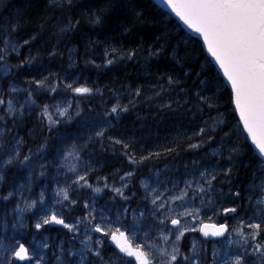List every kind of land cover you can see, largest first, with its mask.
I'll use <instances>...</instances> for the list:
<instances>
[{
	"label": "snow or ice",
	"instance_id": "obj_1",
	"mask_svg": "<svg viewBox=\"0 0 264 264\" xmlns=\"http://www.w3.org/2000/svg\"><path fill=\"white\" fill-rule=\"evenodd\" d=\"M160 2L195 39L145 0H0V264H264V0ZM77 56L143 79L87 86ZM138 105L187 125L145 149Z\"/></svg>",
	"mask_w": 264,
	"mask_h": 264
},
{
	"label": "trees",
	"instance_id": "obj_2",
	"mask_svg": "<svg viewBox=\"0 0 264 264\" xmlns=\"http://www.w3.org/2000/svg\"><path fill=\"white\" fill-rule=\"evenodd\" d=\"M145 2L151 6H154L149 8L150 15L153 13L154 10H157L158 12L164 14L165 19L171 21L170 30L172 31L173 44L181 40V38L186 35H191L193 39L196 38V36L189 33L182 26V24L177 20V18L173 14L169 15L170 11L163 8L155 0H145ZM176 25H181L182 31L176 29ZM147 27L151 29L152 26L149 25ZM123 39L127 41L130 39V37L125 35ZM100 57H102V49L96 48V62L98 64L102 62V59ZM198 60L200 62H203V57H198ZM195 70L199 71L200 69L199 67H197ZM142 79L143 73L140 65L133 62H129L127 64H117L101 69L96 68V81L101 87H103L105 84H109L112 87L119 88L121 82H136L137 80ZM145 106H137L142 110L146 111V114L143 113V116H141L140 118L131 116L129 113L125 114L121 119L120 128L126 134L135 136L139 141V144L143 145L145 149L152 151H162L161 148L154 146L164 145L166 142L171 141L172 138L176 136L177 131L187 125V121L178 120L177 118L171 117L169 115L154 114V109L145 108ZM232 123L234 124L235 121H232ZM190 155V153L182 152L180 156L176 157L175 159L171 156H162L160 160L156 161V163L159 167H164L165 163L181 164L182 166L183 161L188 159ZM112 162V165L114 164L116 167H120V161L118 159L112 160ZM148 166H151V163ZM104 172L107 171L104 170Z\"/></svg>",
	"mask_w": 264,
	"mask_h": 264
},
{
	"label": "bare ground",
	"instance_id": "obj_3",
	"mask_svg": "<svg viewBox=\"0 0 264 264\" xmlns=\"http://www.w3.org/2000/svg\"><path fill=\"white\" fill-rule=\"evenodd\" d=\"M14 2L15 3H20V0H14ZM69 46H72V45H69ZM75 46H76L77 52L82 54L83 50H84V46H83L82 40H80V39L76 40ZM95 53H96V49H95ZM92 58L96 59V54L94 56H92ZM76 59H78L80 62L78 64H76L73 68L69 69L67 67V61L66 60L63 62V67L65 69H67V71L69 73H71V75L73 77L80 76L81 77V83L84 82V78L86 77L87 81H88V85L87 86H92V82L96 81V68L94 66H86V65H84L83 60L80 59V56H77ZM45 63L47 64L49 62L45 61ZM59 68H60L59 64H56L55 62L52 63V69L51 70H59ZM137 108L138 109H136L135 111L129 112V114L131 116H135V117H138V114H139V117L143 116V113L146 114L145 110H142L139 107H137ZM145 108H149V107L145 106ZM31 127H32V124L30 122L26 124V129L27 128H31ZM74 128H75V125H72V126H69L68 130L71 131ZM64 130L65 129H63V128L61 129V131H64ZM105 155H106V160L103 163H107V161H109V160L112 161V160L117 159L111 153H107ZM107 164H108V167L105 169V171H112L115 168H117L114 164L113 165L111 163H107ZM74 215H79V213L78 212L74 213ZM64 231H66V230H63L62 226L53 225V226H51L48 229V231L45 234L55 237V236H57L58 234H60V233H62ZM38 239H39V237H38Z\"/></svg>",
	"mask_w": 264,
	"mask_h": 264
},
{
	"label": "rangeland",
	"instance_id": "obj_4",
	"mask_svg": "<svg viewBox=\"0 0 264 264\" xmlns=\"http://www.w3.org/2000/svg\"><path fill=\"white\" fill-rule=\"evenodd\" d=\"M104 161H102V163H103ZM107 163H113L112 161H107ZM170 166H172V165H175V163H172V164H169ZM161 168H163V167H161ZM105 172H102V173H100L101 175H103ZM109 195L110 194H108V195H106V194H104V193H100V194H97V197H98V200H99V203L100 204H103L104 203V201L105 200H107L108 198H109ZM109 251H110V248H109Z\"/></svg>",
	"mask_w": 264,
	"mask_h": 264
},
{
	"label": "water",
	"instance_id": "obj_5",
	"mask_svg": "<svg viewBox=\"0 0 264 264\" xmlns=\"http://www.w3.org/2000/svg\"><path fill=\"white\" fill-rule=\"evenodd\" d=\"M155 1H156L159 5H161L163 8L167 9L166 6L160 2V0H155ZM167 10L170 11V9H167ZM173 15H174V14H173ZM174 16H175V15H174ZM176 18H177L178 21L182 24V21H180L178 17H176ZM182 25H183V24H182ZM184 28H185L188 32H190L191 34H193V35L196 36V34H195V33H192L190 29H187L186 26H184Z\"/></svg>",
	"mask_w": 264,
	"mask_h": 264
},
{
	"label": "flooded vegetation",
	"instance_id": "obj_6",
	"mask_svg": "<svg viewBox=\"0 0 264 264\" xmlns=\"http://www.w3.org/2000/svg\"><path fill=\"white\" fill-rule=\"evenodd\" d=\"M220 222H222V221H220ZM202 239H211V240H215V241H218V240H220L221 238H216V237H213V238H203V237H201ZM121 264H123V262H121Z\"/></svg>",
	"mask_w": 264,
	"mask_h": 264
}]
</instances>
